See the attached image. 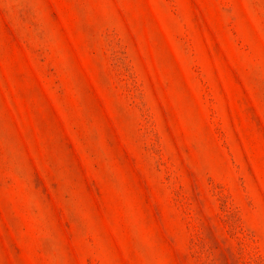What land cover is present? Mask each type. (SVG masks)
<instances>
[{"label": "rangeland", "instance_id": "374dc122", "mask_svg": "<svg viewBox=\"0 0 264 264\" xmlns=\"http://www.w3.org/2000/svg\"><path fill=\"white\" fill-rule=\"evenodd\" d=\"M0 264H264V0H0Z\"/></svg>", "mask_w": 264, "mask_h": 264}]
</instances>
